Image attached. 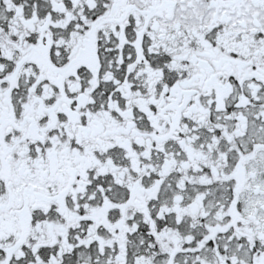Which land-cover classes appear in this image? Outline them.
Masks as SVG:
<instances>
[{"label": "snow or ice", "instance_id": "1", "mask_svg": "<svg viewBox=\"0 0 264 264\" xmlns=\"http://www.w3.org/2000/svg\"><path fill=\"white\" fill-rule=\"evenodd\" d=\"M0 264H264V0H0Z\"/></svg>", "mask_w": 264, "mask_h": 264}]
</instances>
